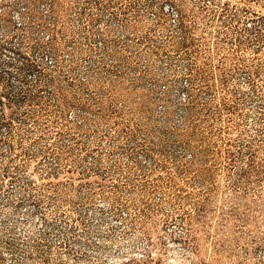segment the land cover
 I'll return each instance as SVG.
<instances>
[{"label":"rangeland","instance_id":"1","mask_svg":"<svg viewBox=\"0 0 264 264\" xmlns=\"http://www.w3.org/2000/svg\"><path fill=\"white\" fill-rule=\"evenodd\" d=\"M0 264H264V0H0Z\"/></svg>","mask_w":264,"mask_h":264},{"label":"trees","instance_id":"2","mask_svg":"<svg viewBox=\"0 0 264 264\" xmlns=\"http://www.w3.org/2000/svg\"><path fill=\"white\" fill-rule=\"evenodd\" d=\"M27 70L37 71L38 68H37V66L32 64V65H28ZM229 109L231 110V107H229ZM213 110H212V112L217 113L216 111H213ZM115 123H116V125L123 124V127L120 130L122 133H124L125 135H127L129 137H131L133 135L132 130L130 129V126L125 124V122L124 123L123 122H115Z\"/></svg>","mask_w":264,"mask_h":264}]
</instances>
